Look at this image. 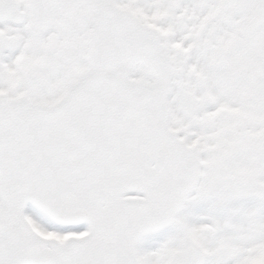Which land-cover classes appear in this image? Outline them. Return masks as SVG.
<instances>
[{
    "label": "snow or ice",
    "instance_id": "6c2138e0",
    "mask_svg": "<svg viewBox=\"0 0 264 264\" xmlns=\"http://www.w3.org/2000/svg\"><path fill=\"white\" fill-rule=\"evenodd\" d=\"M0 264H264V0H0Z\"/></svg>",
    "mask_w": 264,
    "mask_h": 264
}]
</instances>
